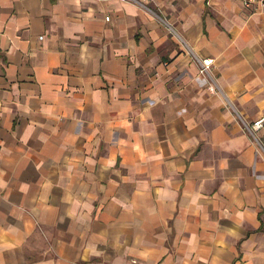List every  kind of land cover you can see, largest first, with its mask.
<instances>
[{
    "label": "crops",
    "instance_id": "0c3cea01",
    "mask_svg": "<svg viewBox=\"0 0 264 264\" xmlns=\"http://www.w3.org/2000/svg\"><path fill=\"white\" fill-rule=\"evenodd\" d=\"M145 6L0 0V264H264V7Z\"/></svg>",
    "mask_w": 264,
    "mask_h": 264
},
{
    "label": "built area",
    "instance_id": "2783aa9c",
    "mask_svg": "<svg viewBox=\"0 0 264 264\" xmlns=\"http://www.w3.org/2000/svg\"><path fill=\"white\" fill-rule=\"evenodd\" d=\"M122 2H126V3H131L134 4L142 9H146L147 7L145 6V2L147 0H120ZM243 2V4L246 7H250V6H254V5H258L259 7H264V0H241ZM106 20H109V18H106ZM166 23L170 34L176 38L184 47H186L188 50V45L185 43V41L182 39V37L178 34V32L172 28L170 25L167 24V22H163ZM190 51V50H189ZM200 64V75L202 76H208L210 73V69L214 64V60L213 59H203V60H197ZM210 92L214 93L215 92V88L214 87H209ZM264 126V117L260 118L259 120H257L256 122H254L252 125H245V129L251 133L254 132H258L260 131Z\"/></svg>",
    "mask_w": 264,
    "mask_h": 264
}]
</instances>
